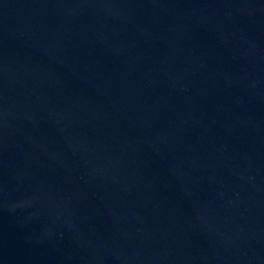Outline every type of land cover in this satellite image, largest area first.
Listing matches in <instances>:
<instances>
[{
    "label": "water",
    "instance_id": "water-1",
    "mask_svg": "<svg viewBox=\"0 0 264 264\" xmlns=\"http://www.w3.org/2000/svg\"><path fill=\"white\" fill-rule=\"evenodd\" d=\"M0 264H264V0H0Z\"/></svg>",
    "mask_w": 264,
    "mask_h": 264
}]
</instances>
